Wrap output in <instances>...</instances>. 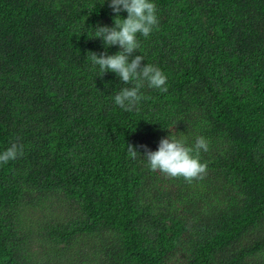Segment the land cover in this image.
<instances>
[{"label": "trees", "instance_id": "16d2710c", "mask_svg": "<svg viewBox=\"0 0 264 264\" xmlns=\"http://www.w3.org/2000/svg\"><path fill=\"white\" fill-rule=\"evenodd\" d=\"M0 264H264V0H0Z\"/></svg>", "mask_w": 264, "mask_h": 264}]
</instances>
